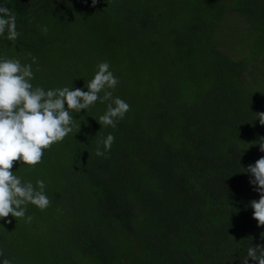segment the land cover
I'll return each mask as SVG.
<instances>
[{"label": "trees", "instance_id": "trees-1", "mask_svg": "<svg viewBox=\"0 0 264 264\" xmlns=\"http://www.w3.org/2000/svg\"><path fill=\"white\" fill-rule=\"evenodd\" d=\"M2 2L21 23L25 40L19 42L23 54L11 57L23 64L36 51L42 54V63L32 68L36 77L50 68L46 89L86 87L96 67H87L83 57H43L54 29L31 26L26 14L34 0ZM53 7L46 3L40 10ZM67 10L54 8L58 26L68 23ZM231 11L242 21L225 23ZM118 12L128 21L122 37L131 43L114 56L97 51V44L91 51L110 64L119 80L113 95L129 111L116 128L97 122L106 104L72 111L73 131L44 150L48 171L36 178L45 181L50 204L43 211L27 206L28 216L36 218V241L12 239L19 232L9 216L10 222L0 220V253L12 264H124L122 255L134 258L133 249L144 258L128 264H241L249 246H264V226H257L250 207L259 194L244 172L264 156V125L255 120L264 113V0H164L153 7L137 2ZM90 16L75 25L86 34L97 31ZM231 30L242 38H233ZM7 41L0 39V45ZM115 59L123 65L115 67ZM160 118L173 121L172 137L169 127L154 131ZM138 129L139 138L128 141ZM109 133L115 138L111 148L97 156L98 141ZM179 152L192 158L186 166L177 164ZM22 180L35 186L28 173ZM89 216L93 226L106 230L105 242L83 232ZM216 252L222 263L212 262Z\"/></svg>", "mask_w": 264, "mask_h": 264}, {"label": "clouds", "instance_id": "clouds-1", "mask_svg": "<svg viewBox=\"0 0 264 264\" xmlns=\"http://www.w3.org/2000/svg\"><path fill=\"white\" fill-rule=\"evenodd\" d=\"M91 3L94 6L97 0ZM19 35L16 15L0 0V39L15 41ZM35 62V57L31 63L22 64L19 59L0 56V220L11 216L15 221L16 218L30 221L31 216L26 217L29 204L41 211L49 206L44 180H36L34 186L11 169L14 161H20L21 167L29 170L39 164L44 150L62 142L73 131V110L79 114L97 102L106 104L97 122L100 126L116 128L130 108L124 99L113 95L119 80L107 61L96 65L92 78L84 86L86 91L74 87L47 90L34 87L32 65ZM257 119L264 125V113L257 114ZM114 139L109 133L98 141L95 154L103 156ZM259 151L264 153V138L259 140ZM244 172L249 175V185L259 194L258 201H250L252 218L258 227L264 226V156ZM249 260L264 264V246H249L241 264H248ZM0 264H12V261L0 253Z\"/></svg>", "mask_w": 264, "mask_h": 264}, {"label": "rangeland", "instance_id": "rangeland-1", "mask_svg": "<svg viewBox=\"0 0 264 264\" xmlns=\"http://www.w3.org/2000/svg\"><path fill=\"white\" fill-rule=\"evenodd\" d=\"M27 1L29 2V0ZM36 1L37 0H34L35 3H32V4L29 2L30 5L27 8L28 14H26V16L27 15L32 16L30 20L31 26L33 28L36 26L39 28H43V29L46 28V30L54 29L51 34L52 39L50 40L49 49L47 52L43 53V57H46V58L52 57L50 59L52 61L56 60L57 58L63 55H69L72 57V59H75V60H77L79 57H83V59L86 61L87 67H96L98 63L106 61V60H103L102 56L100 58L99 54H97L95 51H91L93 44L98 45V46L95 45L99 48L97 51H100L103 55L106 54V52L108 51L109 53H112V54L114 53L113 54L114 56L116 53H121L123 50V46L125 44H130L131 41L133 40V39L122 37L123 34L125 33V29L127 26L126 24L128 21L126 20V17H124L125 16L124 14L118 12L120 10L121 5H129V7L130 6L135 7L136 3L140 2L141 5H144L146 7H153L156 4L162 5L164 0H97V3L94 6L92 5L91 0H39L37 3ZM77 1H79V3L76 8ZM178 1L179 0H170V2L172 3H176ZM43 3L45 4L49 3L50 5L55 6V7L46 8L42 10L41 12L40 6H42ZM109 6L111 7V10H110L111 12L107 13L106 7H109ZM56 7L57 9L58 8L64 9L68 7L67 12L65 13L67 14L65 19H68L67 20L68 23L65 24V27H63L62 24H60L59 26L57 24V19H56L57 17L55 16V14L57 13L54 11V8ZM165 10L166 8L161 9L162 12H164ZM37 12L40 13L41 15L44 14L43 17L45 19L43 18L44 20H41V17L38 18L36 16ZM91 14L94 16V18H93V24L90 27H93L97 31L86 34L83 31V27H76L75 25H79L77 23L82 22L81 19L83 18H85L86 20L87 18H90ZM33 15L34 17L36 16V18H34ZM239 20L242 21L241 16L233 12L225 15L223 19L225 23H231V24H235ZM17 23L18 22H16L17 31L20 33L19 37L15 41H7L6 43L1 44L0 45V56L9 58V59H18V58H12L11 53L19 52L17 56H20L23 54L22 52L26 49L23 45L19 44V42L25 41V40L21 35V30H20L21 23H18V24ZM236 25H237V28L239 29L240 26H238V24ZM75 28H78V30H76ZM230 34L234 35L233 38H239V39L242 38L236 30H231ZM243 35H244V39H246L249 36L245 32ZM226 42H231V40L226 41ZM85 46H87L88 48L86 51L84 48ZM130 48L135 49L134 47H130ZM118 49L119 51H116ZM89 50L92 52L93 56H85L84 53H89ZM41 55L42 54H38V52L36 51L35 58H36L37 64H39V62L42 63L41 62L42 60L40 58ZM69 56H67L68 59H69ZM113 65L115 67H121L123 65V62H119L118 60L115 59L113 60ZM49 69L50 68H48L45 75L40 73L38 77L34 76L32 80V84L34 87L39 86V87H43L45 90L49 89V88L47 89L45 88L48 81L51 79L50 74H47ZM88 71H91V70H88ZM88 71L84 70V73ZM143 73L145 74L146 72H143ZM87 75L88 74L86 73L84 76V79L86 80L88 79ZM37 78L39 82L37 81ZM166 111L172 112L170 111L168 107ZM172 122L167 121V123H165V121L162 118H160L159 120L153 123L152 127L155 132H158L159 129H163V130L167 129L172 124ZM175 132H176L175 129L169 127V130H167V133H169L168 137H172ZM141 134H142V131L138 129V131H136L135 134H133L128 141L134 140V137L139 138ZM164 139L165 137L162 138V141ZM191 159L192 158L189 156L188 153L179 152L176 162L177 164L184 163L186 166L187 162L190 161ZM21 166L22 165L20 161H14L13 168L11 169V171H14L15 174L20 176L21 178L26 173H28V176L31 177L32 180L36 182V178H38V175L40 173L43 174L44 172H46L47 174V171H48V168H46L47 167V156L44 154L41 159V162L37 164L36 166H34L33 168H31L32 171H36V175L30 172L28 168L21 167ZM54 169L55 168L51 169V172ZM22 170L24 171L23 173H21ZM28 215L29 214H27L26 212V217ZM9 218L13 226L19 232V233L14 232L15 234L14 236L11 237L12 239H14L15 241H20L23 239L24 242L29 243V244L36 241V218L33 217L31 218L30 221L25 218H16V221L11 216ZM93 222H94L93 217L91 216L87 217L84 222L85 228L83 232L95 235L97 237L99 236L101 239H103L102 233H104L106 230L102 232V230L99 227L93 226L92 224ZM237 223L242 224L243 222H237ZM160 224H163V222H160ZM135 228H138V226H135ZM90 231L92 232L90 233ZM180 237L182 236L178 235V238ZM117 246L119 245H116V247ZM132 255L134 256V258H131V256H128L125 254L122 255L124 258V264H128L129 262H135L136 259L138 258H144L143 254L138 253V250L133 249ZM214 255L215 256L212 257V262L219 259L221 260L220 263H222L225 260L222 258L221 254L217 252L214 253Z\"/></svg>", "mask_w": 264, "mask_h": 264}, {"label": "bare ground", "instance_id": "bare-ground-1", "mask_svg": "<svg viewBox=\"0 0 264 264\" xmlns=\"http://www.w3.org/2000/svg\"><path fill=\"white\" fill-rule=\"evenodd\" d=\"M249 38V37H248ZM19 53V52H18ZM33 56V55H32ZM45 56V55H44ZM34 57V56H33ZM27 61V60H26ZM37 64V63H36Z\"/></svg>", "mask_w": 264, "mask_h": 264}, {"label": "flooded vegetation", "instance_id": "flooded-vegetation-1", "mask_svg": "<svg viewBox=\"0 0 264 264\" xmlns=\"http://www.w3.org/2000/svg\"><path fill=\"white\" fill-rule=\"evenodd\" d=\"M38 1H39V0H37L36 3H37ZM43 4H45V3H43Z\"/></svg>", "mask_w": 264, "mask_h": 264}]
</instances>
